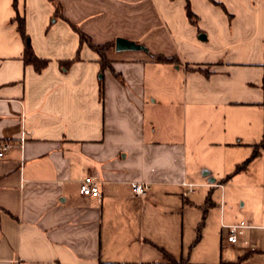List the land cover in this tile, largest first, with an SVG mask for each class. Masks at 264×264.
Wrapping results in <instances>:
<instances>
[{
  "label": "crops",
  "instance_id": "obj_1",
  "mask_svg": "<svg viewBox=\"0 0 264 264\" xmlns=\"http://www.w3.org/2000/svg\"><path fill=\"white\" fill-rule=\"evenodd\" d=\"M13 1L0 0V264H264V0H54L56 17L49 0ZM72 26L113 44L102 76ZM119 38L143 49L117 52ZM87 176L99 198L79 193ZM215 190L219 221L197 241ZM239 222L230 244L223 226Z\"/></svg>",
  "mask_w": 264,
  "mask_h": 264
},
{
  "label": "trees",
  "instance_id": "obj_2",
  "mask_svg": "<svg viewBox=\"0 0 264 264\" xmlns=\"http://www.w3.org/2000/svg\"><path fill=\"white\" fill-rule=\"evenodd\" d=\"M55 8V12L54 15L55 17L61 14V10H60V6L54 2V0H49ZM16 4V0L13 1V6H15ZM186 15L187 18L189 19L190 22L194 23V14L191 12L189 6H186ZM18 21V32L21 35V37L23 38V40L25 42H27V36L24 33V23L23 20L20 18H17ZM73 29L77 32L78 36H79V40L81 44H87L92 50H94L98 55H99V62H100V75L102 76V72L104 71V69H106L107 67H109L110 63L106 58V52L108 51L109 48L112 47L113 44H105V45H98L95 46L91 43V41L89 40V38L84 35L83 33L79 32L77 30V28H75L74 26H72ZM150 58L155 62V63H166V64H173V63H178V60L175 58H167L161 55H150ZM23 61L26 64H30L32 65L35 70L37 72L41 71L47 64L46 60H42L39 59L35 56V54L32 51V48L27 44V46L24 49V53H23ZM70 62H65L64 65L67 66L69 65ZM190 70H194V71H200V72H204L205 74H209V72L207 70H202L201 68H193ZM261 145H264V134H263V140L261 142ZM256 156V153H253L246 161H244L243 163L237 165L235 167V170L233 171V173L230 175L232 176L233 174H236L240 171H242L243 169L246 168V166L248 165V163L250 161H252V159H254V157ZM229 176V177H230ZM200 229L198 230L197 233V238L196 240L198 241V239L200 238L199 235ZM164 257L168 260L169 264H191L189 262H187L186 260H179V261H175L173 258H171L169 255H167L166 253H163ZM245 256L240 257L239 259H237L235 262H221L219 264H240L241 261L243 260Z\"/></svg>",
  "mask_w": 264,
  "mask_h": 264
},
{
  "label": "built area",
  "instance_id": "obj_3",
  "mask_svg": "<svg viewBox=\"0 0 264 264\" xmlns=\"http://www.w3.org/2000/svg\"><path fill=\"white\" fill-rule=\"evenodd\" d=\"M7 144H3L0 148V157L3 156V153L8 149ZM183 186L187 187L186 194H190L193 191V185L191 184H183ZM131 192L135 198H143L147 194L149 189L148 185L145 183H131L130 185ZM79 193L82 196H90L93 198H99L100 192L98 183L92 176H87L79 186ZM226 230V241L230 244H236L239 241V237H241L244 233V230L249 226L244 222H239L236 224L223 226Z\"/></svg>",
  "mask_w": 264,
  "mask_h": 264
},
{
  "label": "rangeland",
  "instance_id": "obj_4",
  "mask_svg": "<svg viewBox=\"0 0 264 264\" xmlns=\"http://www.w3.org/2000/svg\"><path fill=\"white\" fill-rule=\"evenodd\" d=\"M207 192H210L209 190ZM206 198L204 199V201L201 204V208L206 211V213H203V210H201L200 213V223H204L199 227L200 232L199 235L200 237L203 239L205 242H208V237H207V232H209L208 230L210 229V227L214 226L215 223H218L219 221V217H220V211L218 210V205H220V201H219V190H215L213 194H211L210 197H208V195L205 196ZM227 204H228V196H227ZM215 203V204H214ZM216 205V206H215ZM228 205H226L227 209ZM238 208V207H235ZM203 215L205 217V220H203ZM210 226V227H209Z\"/></svg>",
  "mask_w": 264,
  "mask_h": 264
},
{
  "label": "water",
  "instance_id": "obj_5",
  "mask_svg": "<svg viewBox=\"0 0 264 264\" xmlns=\"http://www.w3.org/2000/svg\"><path fill=\"white\" fill-rule=\"evenodd\" d=\"M143 49L141 46L133 43V42H129L127 40L124 39H117L115 41V50L117 52L120 51H127V50H141ZM211 182H213V180H211Z\"/></svg>",
  "mask_w": 264,
  "mask_h": 264
}]
</instances>
